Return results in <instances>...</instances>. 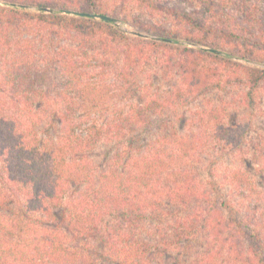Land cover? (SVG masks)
<instances>
[{
    "label": "trees",
    "instance_id": "16d2710c",
    "mask_svg": "<svg viewBox=\"0 0 264 264\" xmlns=\"http://www.w3.org/2000/svg\"><path fill=\"white\" fill-rule=\"evenodd\" d=\"M135 2L178 28L144 32L199 47L65 13L120 17L100 0H0V264H264V172L223 193L203 150L233 128L198 107L236 64L203 46L264 52V0Z\"/></svg>",
    "mask_w": 264,
    "mask_h": 264
},
{
    "label": "rangeland",
    "instance_id": "374dc122",
    "mask_svg": "<svg viewBox=\"0 0 264 264\" xmlns=\"http://www.w3.org/2000/svg\"><path fill=\"white\" fill-rule=\"evenodd\" d=\"M167 1L174 0H154V3H166ZM100 3L104 7H107L109 11H115L118 16H120L119 18L112 17L118 20V23L113 24L129 35L140 37L135 34H142L144 35L142 38L170 43L173 47H199L192 44H185L182 40H178V42L174 43L163 36L144 32L140 24L149 22L156 23L162 27L178 28L172 21L166 19L161 12L150 9L146 7V5H140L136 3L135 0L133 2L129 0H100ZM153 6H155V4ZM259 6L264 9L263 2H260ZM124 18H128L127 21L124 20ZM146 36L151 37L148 38ZM156 38L158 40H156ZM239 47L241 51L244 49L243 46ZM203 49L212 51L226 60L236 63H231V65L227 67V72L223 71L222 76L224 80L222 87L214 90V92L210 93L207 97L200 98L198 103V107H203L204 109L208 108L209 104H212V106H222L224 110H226L224 121L233 128L231 132L233 137H230L232 140L230 139L231 141L228 142L229 144L227 147H224V144H220L219 141H217L212 143L209 149L206 148L203 151L206 152L209 150L208 153L210 154V158L213 161L219 162L216 172L217 176H215L214 179L222 185L223 193L232 197L236 202V200L239 199L236 188L233 187L234 185L223 182L225 180L223 177L228 175L231 171L240 169L241 167H245V169L251 167L249 170L256 178H261V176H263L262 172H264V85L260 86L262 89H258V87L252 88V86L250 89V86L244 79L243 71H241L237 65L264 70V52L255 51L253 54H246L247 58L244 59L234 56L228 57L226 52L231 51L232 47L230 49V46L223 48L224 50H221L222 52L206 46H203ZM164 84L173 85L174 83L168 80V82H164ZM249 92L251 93L250 97L247 95ZM178 125L179 131H181L182 124ZM238 145H241V147ZM261 180L260 185L263 187L264 179L261 178ZM254 199L257 198L255 197ZM245 205L247 206L246 209L249 211H257L259 208L257 200H253V202L246 203Z\"/></svg>",
    "mask_w": 264,
    "mask_h": 264
},
{
    "label": "water",
    "instance_id": "95a60500",
    "mask_svg": "<svg viewBox=\"0 0 264 264\" xmlns=\"http://www.w3.org/2000/svg\"><path fill=\"white\" fill-rule=\"evenodd\" d=\"M47 12H53V10H47ZM65 13H68L71 15H80V16H84V17L96 18V19L108 21L111 23H118L117 19H114V18L106 16V15H96V14H91V13H81V12H75V11H66ZM135 35L140 36V37L144 36V35L138 34V33H136ZM146 37L149 38L151 36H146ZM156 40H158V39L156 38Z\"/></svg>",
    "mask_w": 264,
    "mask_h": 264
}]
</instances>
